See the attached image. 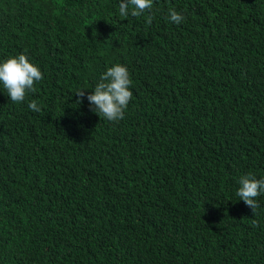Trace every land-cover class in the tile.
I'll return each instance as SVG.
<instances>
[{"label":"trees","instance_id":"obj_1","mask_svg":"<svg viewBox=\"0 0 264 264\" xmlns=\"http://www.w3.org/2000/svg\"><path fill=\"white\" fill-rule=\"evenodd\" d=\"M119 3L0 0V61L43 74L18 104L0 85V264H264V194L236 195L264 178V0ZM117 63L110 122L86 96Z\"/></svg>","mask_w":264,"mask_h":264},{"label":"clouds","instance_id":"obj_2","mask_svg":"<svg viewBox=\"0 0 264 264\" xmlns=\"http://www.w3.org/2000/svg\"><path fill=\"white\" fill-rule=\"evenodd\" d=\"M152 7L153 0H120L119 15L124 18L139 17L148 12L146 22L151 24L153 16L150 10ZM167 19L179 25L184 22L185 17L175 9H169ZM41 80H43L42 72L23 53L0 61V85L3 86L13 103L23 102L27 93L35 92V85ZM131 85L132 80L126 66L117 63L108 67L100 76L94 89L86 96L90 110L110 122L122 120L125 109L133 96V92L130 91ZM75 94L76 103H83L85 91L80 89ZM28 107L35 112L41 111L36 100H31ZM237 183L239 187L236 195L255 214V210L259 207L256 198L264 194V178L257 179L252 173H247L241 175ZM252 226H258V222L253 220Z\"/></svg>","mask_w":264,"mask_h":264},{"label":"bare ground","instance_id":"obj_3","mask_svg":"<svg viewBox=\"0 0 264 264\" xmlns=\"http://www.w3.org/2000/svg\"><path fill=\"white\" fill-rule=\"evenodd\" d=\"M93 62V61H92Z\"/></svg>","mask_w":264,"mask_h":264}]
</instances>
